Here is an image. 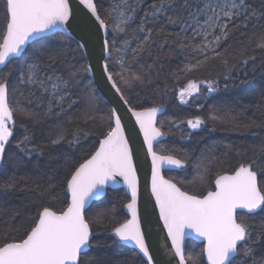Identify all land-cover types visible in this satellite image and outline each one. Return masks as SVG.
<instances>
[{"label": "snow or ice", "instance_id": "snow-or-ice-1", "mask_svg": "<svg viewBox=\"0 0 264 264\" xmlns=\"http://www.w3.org/2000/svg\"><path fill=\"white\" fill-rule=\"evenodd\" d=\"M2 2L7 22L0 33V162L4 161L6 145L17 125L14 118L16 111L21 114L19 125L25 131L16 147L30 156L37 148H28L32 143L33 132L25 121H38L41 112L44 116L54 115L59 118L78 103L71 93L76 73L65 78L57 70L58 63H69L67 57L71 53L65 52L62 46H42L33 50L17 76L16 92L23 100V105L21 99H18L16 106H12L9 101V66L14 58L25 51V45L29 41L37 40L45 33H51L65 25L74 30L78 27L82 33L76 41L78 52L88 48L90 42L103 32L104 35L99 36L102 52L99 59L103 61L100 73L111 85L119 101L129 105L120 86L121 82L129 83L124 73L130 70L133 63L142 59L145 52L151 55L152 47H157L162 52L170 37H183L177 41L184 59L188 61L181 69L183 73L207 69L209 61L227 67L230 55L228 41L233 33L240 31L241 36L245 37L249 25L253 30L258 25L264 27L261 24L264 21V11L257 13L248 0H110L104 17L95 0H79V4L90 13L82 18L77 17L70 0ZM168 28H178L179 31H167ZM189 32L190 37L187 35ZM109 35L111 39L107 38ZM253 35H256L255 31ZM154 37L164 39L157 44ZM134 42L136 46L131 47ZM117 43L120 47H117ZM241 46H244L243 43ZM256 47L264 49V33L259 34ZM129 50L131 55L125 60L121 52L126 55ZM114 54L113 66L109 60ZM159 59V56L156 57V60ZM251 59L254 61L255 57ZM243 63L247 64L248 59H244ZM115 66H118L119 71ZM83 71L92 73L94 67L89 64ZM230 78L229 70L226 79ZM131 79L145 83L137 74H133ZM245 83L247 81H241V84ZM227 88L226 83L224 89ZM218 90L217 81L207 82L208 92ZM198 93L200 84L189 79L179 92L181 103H188L185 96ZM162 108L163 105L136 111L129 106L128 110L137 117L148 151L153 157L152 193L159 207L160 218L172 241V248L179 257V264H188V261L193 260L184 255L186 229H191L206 240L204 253L208 264H264V219L255 224L238 216V210H246L242 215L248 217L258 215V210L264 212V187L261 186L264 183V144L255 148L253 156L246 162L239 163L231 174H217L214 190L207 191L206 195L190 194L159 174L160 167L165 164L175 168L185 166V160L173 155H158L153 150L154 142L165 135L155 126L157 113ZM89 110H96L94 100H90ZM246 111L247 108H244L237 115H232L231 110L220 114L221 109L215 108L210 112L208 120L227 121L237 129L264 127V120L257 121L249 117L248 122L244 123L238 119ZM89 119L95 120L96 117L86 115L85 122ZM107 120L108 131L99 141V147L90 158L74 166L65 178L64 191L69 197L65 207L55 210L51 203L42 202L35 215L29 217L31 226L21 238L9 240L5 237L0 242V264H99L98 260L88 256L89 250L94 246L99 247V243H94V221L86 217V206L101 196L104 187L117 176L123 178L131 194V200L125 207L131 212L132 219L113 227L111 234L124 244L134 245L143 254V258H146L143 264H157L146 242L137 213V170L132 147L124 134L122 115L116 107L109 109ZM205 123L201 117L187 120L191 129H199ZM81 135L86 138L88 133L78 125L70 133L61 128L50 144L53 147L61 144L73 147L79 145ZM236 155H240L239 151ZM205 171H208L207 168ZM258 175L261 177L260 183ZM200 179L203 180L204 176ZM51 180V176L47 177V192L50 200H55L56 185ZM33 184L36 188L41 187V181L34 180ZM25 190L31 189L27 185L22 186L15 174L0 178V191ZM105 217L106 213H97L96 222Z\"/></svg>", "mask_w": 264, "mask_h": 264}, {"label": "trees", "instance_id": "trees-1", "mask_svg": "<svg viewBox=\"0 0 264 264\" xmlns=\"http://www.w3.org/2000/svg\"><path fill=\"white\" fill-rule=\"evenodd\" d=\"M248 2L257 13L264 11V0H248ZM96 4L104 17L110 0H96ZM6 22L3 2L0 0V33L3 32ZM253 23L256 22L253 21ZM261 24L264 25V21ZM109 30L111 33V27ZM167 31L177 32L179 29L168 28ZM253 31L256 33L255 36ZM260 33H264V27L260 25L255 30L249 25L245 37L241 36L240 31L233 33L228 41L230 55L227 67L218 62L209 61L207 69L183 73L181 69L188 61L184 59V53L177 43L178 39L183 37L173 36L168 39L162 52L157 47H152L151 55L145 52L142 59L133 63L130 70L124 73L129 83L121 82L120 86L133 109L141 110L163 105L164 113L159 117L157 125L165 133L166 139L156 145L155 150L161 155H173L185 160V166L181 170L168 171L165 175L190 194L206 195L207 191L214 190V179L217 174L224 172L231 174L239 163L246 162L253 156L255 148L264 144V127L237 129L227 121L208 120L210 112L215 108L221 109L220 114L231 110L232 115H237L242 109L247 108V111L238 117L244 123L248 122L249 117L257 121L264 120V100H262L264 49L256 47ZM187 35L190 37L191 32ZM154 38L157 44L164 39V37ZM42 46L45 48L62 46L65 52L71 53L67 57L69 63H58L57 70L63 73L65 78H69L73 72L76 73L72 81L71 93L72 98L78 100V103L59 118L54 115L44 116L41 112L38 121H25L33 132L32 143L28 145V148L31 149L33 146L37 148V151L30 156L16 147L17 142L25 135V131L19 125L20 112L14 113L17 125L13 128V136L6 145L4 161L0 163V178L15 174L20 184L29 186L31 190L0 191V242L5 237L9 240L21 238L25 230L31 226L29 217L35 215L42 202L51 203L55 210L65 207L66 200L69 198L64 191L65 178L74 166L83 163L95 152L99 141L103 139V134L109 127L107 116L111 106L98 94L92 80L83 71L87 61L81 50L76 51V42L62 34L34 42L20 58L13 60L9 66L11 76L8 81L9 101L12 106L15 107L16 101L21 99L16 92L17 76L30 59L33 50ZM135 46L134 42L131 47ZM117 47H120L119 43ZM121 55L127 60L131 52L129 50L126 55L121 52ZM158 56L160 59L156 60ZM253 56L254 61L251 59ZM114 59L115 54L109 60L110 65H113ZM244 59H248L247 64L243 63ZM115 67L119 71L118 66ZM229 70L231 78L226 79L229 76ZM133 74L140 75L145 83L132 80ZM189 79L200 84V93L194 94L184 105L180 101L179 92ZM209 80L218 82V91H207ZM241 81H247V83L241 84ZM226 83L227 90L224 89ZM25 94H27L26 91ZM90 100L95 101L94 112L89 110ZM21 104L23 105L22 99ZM86 115H94L96 119L85 122ZM196 117L203 118L206 123L199 129H191L187 125V120ZM77 125L88 133L86 138L83 135L80 136L79 145L70 147L67 144H61L53 147L50 144L51 139L56 137L61 128L70 133ZM237 151L240 153L239 156L236 155ZM49 176L52 177L51 183L56 185L57 199L55 200H50L47 192ZM201 176H204L203 180L200 179ZM258 178L260 183L259 175ZM34 180L41 181L40 188H36L33 184ZM261 186L264 187V183H261ZM129 201V197L123 190H108L104 198L94 202L86 212V217L94 221L93 232L96 234L94 243H99V247L94 246L89 250L88 256L98 260L99 264H143L144 262L137 251L123 245L111 234L113 227L129 220L125 212V205ZM97 213H106V217L96 222ZM258 213L255 217L244 216L242 213L238 216L259 224L264 219V212ZM187 257L193 258L192 261H188V264H207L203 244L189 241L186 247Z\"/></svg>", "mask_w": 264, "mask_h": 264}, {"label": "water", "instance_id": "water-1", "mask_svg": "<svg viewBox=\"0 0 264 264\" xmlns=\"http://www.w3.org/2000/svg\"><path fill=\"white\" fill-rule=\"evenodd\" d=\"M70 4L73 7V10L78 18H82L85 14L90 15V13H87V9H85L83 5L79 4V0H70ZM56 34L65 35L76 42L82 33L80 32V29L78 27H76L74 30L73 28H68L66 25L58 29H54L51 33H45L43 37L37 40L29 41L28 44L25 45V51L22 54H20L18 57L14 58V60L20 58L26 52L28 47L34 42L46 37L54 36ZM103 35H104L103 32L99 33L97 38H95L90 42L88 48L81 50L87 61V65L91 64L94 67V71L92 73H87V75L92 80L98 94L111 106V108L116 107L119 113L122 115L124 134L126 138H128L129 144L132 147L133 159L137 170L136 171L137 180H138V198L136 205L137 213L139 215L141 228L145 232L146 242L149 245L150 252L153 254L154 261L157 262V264H179V257L175 255V250L172 248V241L168 237V232L166 227L164 226V221L160 218L159 207L157 206L155 196L152 193L153 157L149 153L148 146L145 143L144 132L141 130V126L137 122V117L134 116L132 112L128 110L130 104L124 105L121 101H119L115 91L111 89V85L106 81L105 78L102 77L100 73V64L103 61L99 59V57L102 55L101 42L99 40V36H103ZM107 38L109 39V36ZM143 110L144 109L136 110V111H143ZM163 113H164L163 108L161 112L157 113L156 124H155L156 127H158L157 125L158 119ZM165 139L166 136L164 135L154 142L153 150L155 152H156L155 150L156 145L160 144ZM157 154L161 155L159 153ZM181 169L182 168H175L173 166L165 164L160 167L159 174L164 179L170 180L166 177L165 172L178 171ZM258 183H259V178H258ZM177 186L180 187L178 184ZM108 190H123L131 200V194L126 184L124 183L123 178L117 176L115 177L114 181H109V183L104 187L101 196L89 202V204L86 206V212L94 202H98L102 200ZM181 190L184 191L182 188ZM125 212L128 215L129 220L132 219V214L126 207H125ZM243 212H246V210H238V214ZM185 232H186V235L184 237L185 257H186V247L189 241L203 244L204 249L206 248L207 242L204 238L197 236L194 233V231H192L191 229H186ZM122 244L139 253V250L136 249L134 245L124 244L123 242ZM139 254L143 258V254L142 253ZM204 255H205L206 263L208 264L206 254L204 253ZM143 259L145 260L146 258Z\"/></svg>", "mask_w": 264, "mask_h": 264}, {"label": "rangeland", "instance_id": "rangeland-1", "mask_svg": "<svg viewBox=\"0 0 264 264\" xmlns=\"http://www.w3.org/2000/svg\"><path fill=\"white\" fill-rule=\"evenodd\" d=\"M192 96H185V99L187 100V101H189V99L191 98ZM181 101V100H180ZM182 104H187V103H182Z\"/></svg>", "mask_w": 264, "mask_h": 264}]
</instances>
